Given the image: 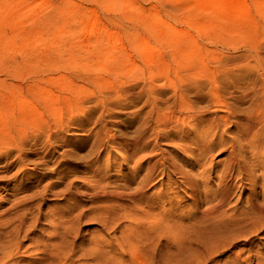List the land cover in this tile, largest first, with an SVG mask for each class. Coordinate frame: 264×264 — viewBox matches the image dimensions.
<instances>
[{
  "label": "rangeland",
  "instance_id": "374dc122",
  "mask_svg": "<svg viewBox=\"0 0 264 264\" xmlns=\"http://www.w3.org/2000/svg\"><path fill=\"white\" fill-rule=\"evenodd\" d=\"M197 65L221 73L219 97L253 92L264 0H0V264H264V229L248 224L258 217L237 220L253 186L199 221L175 175L155 176L144 192L154 198L141 200L142 176L117 149L137 139L155 97L172 101L180 67ZM104 136L115 142L99 147ZM251 138L239 143L248 157ZM217 149L213 175L228 154Z\"/></svg>",
  "mask_w": 264,
  "mask_h": 264
},
{
  "label": "bare ground",
  "instance_id": "6f19581e",
  "mask_svg": "<svg viewBox=\"0 0 264 264\" xmlns=\"http://www.w3.org/2000/svg\"><path fill=\"white\" fill-rule=\"evenodd\" d=\"M181 68L186 70L177 76L178 84H173L172 101H167L166 108H163L159 105L160 100L155 97V108L137 139L125 140L117 148L122 153L130 154L126 155L133 163L130 176H142L140 199L149 203L154 198L144 192L155 176L175 175L181 184L174 186L171 183V186L187 193L186 201L192 204L195 219L206 222L219 219L225 214L236 187L245 182V190L253 187L247 195L248 210L237 220L249 222L251 216H256L258 220L254 219L248 224L252 233L261 232L264 229V76L260 78L262 81L255 78L253 92L236 93L233 89L228 94L221 90L222 96L219 97L216 94L220 90L217 78L221 73L204 65ZM222 69L226 77L237 71L233 66ZM241 75L232 78L240 80L247 77ZM156 93L153 91L152 97ZM246 96L251 97V105L241 108L237 99ZM163 130L168 131L163 133ZM227 133H231L232 137H228ZM159 138L174 148L173 153H166L157 147ZM249 138L254 140L246 146L252 152L250 157L245 154V147L239 144L246 139L249 141ZM152 140H155L157 146L153 145ZM113 142L114 137L104 136L100 138L98 146ZM221 147L228 150V154L222 168L217 175H213L214 152ZM113 151V148L108 147L104 152L108 154ZM204 167H209V174L201 176V179L199 172ZM99 177L102 180L104 175L100 173ZM212 182H217L216 188L210 190L208 186ZM257 187L263 191L261 195Z\"/></svg>",
  "mask_w": 264,
  "mask_h": 264
}]
</instances>
